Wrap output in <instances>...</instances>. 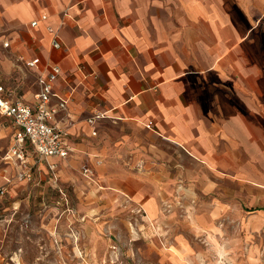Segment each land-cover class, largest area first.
Listing matches in <instances>:
<instances>
[{
	"label": "crops",
	"instance_id": "obj_1",
	"mask_svg": "<svg viewBox=\"0 0 264 264\" xmlns=\"http://www.w3.org/2000/svg\"><path fill=\"white\" fill-rule=\"evenodd\" d=\"M52 66L69 152L48 159L55 171L85 160L105 176L88 200L164 225L160 264H264V0H0L6 97L33 105ZM14 132L2 118L7 193L30 183L3 159ZM27 157L33 178L49 173Z\"/></svg>",
	"mask_w": 264,
	"mask_h": 264
},
{
	"label": "rangeland",
	"instance_id": "obj_2",
	"mask_svg": "<svg viewBox=\"0 0 264 264\" xmlns=\"http://www.w3.org/2000/svg\"><path fill=\"white\" fill-rule=\"evenodd\" d=\"M6 147L1 143L0 153ZM87 165H68L73 175L67 177L61 167L54 176L39 165L30 183L13 185L0 199L5 264H160L155 247L169 249L166 227L145 222L130 205H106L103 192L88 200L89 191L105 187V176L93 171L94 182L85 178ZM177 194L179 200L185 195Z\"/></svg>",
	"mask_w": 264,
	"mask_h": 264
},
{
	"label": "built area",
	"instance_id": "obj_3",
	"mask_svg": "<svg viewBox=\"0 0 264 264\" xmlns=\"http://www.w3.org/2000/svg\"><path fill=\"white\" fill-rule=\"evenodd\" d=\"M40 20L45 21L46 16L42 15ZM30 26L36 27L37 21H33ZM51 45L55 49L60 48V43L56 37L52 40ZM2 47L7 48L8 43L3 42ZM35 65L36 61L25 64L28 68H33ZM59 73V68L52 66L46 76L40 75L38 77L39 91L33 105L26 104L21 100L10 102L5 95L6 91L0 78V120L6 118L15 127L11 144L3 159L5 161L15 160L19 164L20 170L16 175L19 181L31 182L33 179L32 168L27 163L28 148L39 160L46 161L49 172L54 176L55 167L48 162V159L55 157L65 159L68 157L69 152L65 142L66 131L59 128L54 122L57 115L66 110V101L59 100L53 105L51 103L55 97L53 84L57 81ZM102 117V114H95L87 122L91 125ZM150 125L151 123L147 125V128ZM82 173L85 178L94 182L93 171L90 168L83 166ZM6 194V187H0V199L5 197Z\"/></svg>",
	"mask_w": 264,
	"mask_h": 264
},
{
	"label": "bare ground",
	"instance_id": "obj_4",
	"mask_svg": "<svg viewBox=\"0 0 264 264\" xmlns=\"http://www.w3.org/2000/svg\"><path fill=\"white\" fill-rule=\"evenodd\" d=\"M150 223H151V222H150ZM75 239H76V240H78V238H77V237H75ZM76 249H77V248H76ZM76 249H75V250H76ZM77 250H78V249H77ZM79 254H80V253H79ZM79 254H78V255H79Z\"/></svg>",
	"mask_w": 264,
	"mask_h": 264
}]
</instances>
